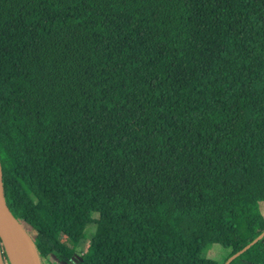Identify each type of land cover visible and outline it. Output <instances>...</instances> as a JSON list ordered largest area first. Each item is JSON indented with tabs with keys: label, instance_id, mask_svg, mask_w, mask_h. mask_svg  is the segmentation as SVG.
<instances>
[{
	"label": "trees",
	"instance_id": "1",
	"mask_svg": "<svg viewBox=\"0 0 264 264\" xmlns=\"http://www.w3.org/2000/svg\"><path fill=\"white\" fill-rule=\"evenodd\" d=\"M0 165L40 264H223L261 233L264 0H0Z\"/></svg>",
	"mask_w": 264,
	"mask_h": 264
},
{
	"label": "water",
	"instance_id": "2",
	"mask_svg": "<svg viewBox=\"0 0 264 264\" xmlns=\"http://www.w3.org/2000/svg\"><path fill=\"white\" fill-rule=\"evenodd\" d=\"M264 231L223 264H229L251 245L261 240ZM40 264L32 237L11 213L5 202L0 165V264Z\"/></svg>",
	"mask_w": 264,
	"mask_h": 264
},
{
	"label": "rangeland",
	"instance_id": "3",
	"mask_svg": "<svg viewBox=\"0 0 264 264\" xmlns=\"http://www.w3.org/2000/svg\"><path fill=\"white\" fill-rule=\"evenodd\" d=\"M247 219V223L252 228V231H261L262 233L264 231V203L259 205V213L257 215L250 214ZM93 229V225H88L86 227V237L84 238V240L80 241L76 247V253L74 257L75 260L78 259L86 251V248L88 246L89 234L93 231ZM261 240H264V236L261 238ZM202 255L205 258L216 261L217 263H223L226 258L227 252L220 246H212L210 248H207ZM51 260L54 264H73L72 261H69L59 255L51 256Z\"/></svg>",
	"mask_w": 264,
	"mask_h": 264
}]
</instances>
